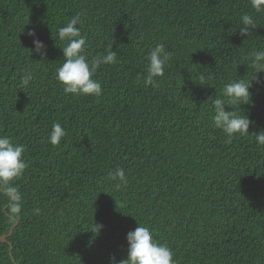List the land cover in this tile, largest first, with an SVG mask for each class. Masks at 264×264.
Instances as JSON below:
<instances>
[{"label":"trees","instance_id":"trees-1","mask_svg":"<svg viewBox=\"0 0 264 264\" xmlns=\"http://www.w3.org/2000/svg\"><path fill=\"white\" fill-rule=\"evenodd\" d=\"M245 13L258 23L247 39ZM77 14L86 56L117 51V63L94 77L99 96L65 94L56 80L68 43L58 29ZM30 29L45 59L30 54ZM159 43L173 55L153 88L143 76ZM257 49L264 12L251 0H0V135L25 146L28 165L13 181L18 216L0 193V264H110L126 258L137 223L176 264H264V146L255 141L264 86L254 82L251 103L240 106L250 134L231 142L213 126L209 101L226 83L252 78L246 57ZM25 70L34 79L21 89ZM54 123L67 131L55 146ZM117 168L126 184L110 178ZM94 223L103 225L98 235Z\"/></svg>","mask_w":264,"mask_h":264},{"label":"clouds","instance_id":"clouds-1","mask_svg":"<svg viewBox=\"0 0 264 264\" xmlns=\"http://www.w3.org/2000/svg\"><path fill=\"white\" fill-rule=\"evenodd\" d=\"M251 6L257 13L264 12V0H251ZM80 22L79 14H77L58 29V38L62 41L66 40L68 43L61 48L64 61L56 69V80L63 85L65 94L99 96L102 93V86L99 80L94 77L101 65L117 63V51H113L111 46L106 49V54L92 58L86 56L84 50L87 40L77 27ZM241 22L239 34L247 39L256 29L258 23L248 13L241 16ZM27 35L33 38L34 47L28 49L30 54L35 53L41 59H45L47 46L36 36L35 29H30ZM172 55L173 53L167 51L163 43L157 44L150 50L143 76L145 86L150 85L153 88L159 86L156 77L164 75ZM246 59L249 62L248 66L254 70L252 78L250 80L244 78L232 80L223 86L221 96L215 95L214 98H209L213 106V126L224 133L227 137L226 142H231L236 134L240 136L250 134L249 126L253 122L240 106L251 103L253 93L250 89L254 86V82L256 85L264 86V80L259 76L264 72V49L251 51ZM33 79V72L25 70L20 78L21 89L29 86ZM237 109L242 110L243 114H238ZM66 135V129L60 123H54L48 139L55 146L60 144ZM255 141L259 146H264V129L255 133ZM24 150L25 146L15 142L12 137L0 135V193L7 198L9 211L13 216H18L21 213L23 205L22 194L13 181L22 176L28 166L23 158ZM109 175L112 180H119L121 184L127 183L123 168H117ZM33 211L39 214L40 208L37 207ZM102 227V224L94 223L93 229L90 231L98 235ZM126 240L128 243L126 258L117 260L114 256L110 257V264H176L172 249L167 244L158 243L152 231L146 226L137 223L134 230L127 232Z\"/></svg>","mask_w":264,"mask_h":264},{"label":"water","instance_id":"water-1","mask_svg":"<svg viewBox=\"0 0 264 264\" xmlns=\"http://www.w3.org/2000/svg\"><path fill=\"white\" fill-rule=\"evenodd\" d=\"M17 224H18V222L16 221L15 224H13V225L11 226V228H10L8 234H4V235L1 236V241H3V242H7V241H8L7 238H8L10 235H12L13 230H14V228H15V226H16ZM12 248H13V246H12V244L10 243V255H11L12 260L15 261L13 255H12Z\"/></svg>","mask_w":264,"mask_h":264}]
</instances>
